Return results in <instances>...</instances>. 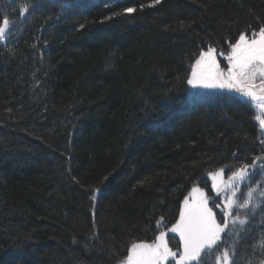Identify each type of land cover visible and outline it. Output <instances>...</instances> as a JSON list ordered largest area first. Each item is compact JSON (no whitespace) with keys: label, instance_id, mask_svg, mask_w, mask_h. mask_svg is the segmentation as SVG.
Listing matches in <instances>:
<instances>
[{"label":"trees","instance_id":"trees-1","mask_svg":"<svg viewBox=\"0 0 264 264\" xmlns=\"http://www.w3.org/2000/svg\"><path fill=\"white\" fill-rule=\"evenodd\" d=\"M150 5L0 0V264H122L193 187L227 224L206 264H264L259 110L187 84L201 52L258 34L264 0ZM245 166L236 204L255 191L228 215L211 174L228 184Z\"/></svg>","mask_w":264,"mask_h":264},{"label":"snow or ice","instance_id":"snow-or-ice-1","mask_svg":"<svg viewBox=\"0 0 264 264\" xmlns=\"http://www.w3.org/2000/svg\"><path fill=\"white\" fill-rule=\"evenodd\" d=\"M161 0H153L154 4H159ZM150 5V6H153ZM27 11V9H25ZM127 13L135 11L134 8H126ZM5 25L8 20L3 21ZM5 33V29L0 27V37ZM225 55L227 60L226 69L221 68L216 58V49L208 48L206 52H201L199 58L195 60L192 67L191 76L187 79V84L192 89L201 90H227L241 97V101L254 105L259 109V114L255 116L260 125L264 127V27L260 28L258 34L249 39L245 34H240L238 40L231 44L230 52ZM247 166L236 171L229 179V183L224 185V189L231 192V196L225 192L227 201L225 209L231 215L233 205L238 208H247L254 189L247 193V199L236 204L234 197L236 189L233 181H243L245 179ZM214 177L222 175L212 173ZM217 194H221V188L213 184ZM218 207V204H214ZM240 223H244L243 220ZM226 223H218L213 209L208 206L206 194L199 188L193 187L189 197L183 201V207L179 212V219L176 220L166 231H160L155 240L149 242L132 243L128 249L126 260L122 264H169L170 259L175 260V264H206V258H201V253L206 249L208 254H212L213 246L220 239V234L224 232ZM179 236L182 248L178 258L177 252L169 247L166 239L168 233ZM228 258V253L224 254Z\"/></svg>","mask_w":264,"mask_h":264},{"label":"rangeland","instance_id":"rangeland-1","mask_svg":"<svg viewBox=\"0 0 264 264\" xmlns=\"http://www.w3.org/2000/svg\"><path fill=\"white\" fill-rule=\"evenodd\" d=\"M257 35V34H256ZM255 35V36H256ZM255 36H252V38L253 37H255ZM249 39H251V38H249ZM206 52V51H205ZM216 58H217V61H218V63H220V66H221V68H223V69H226V67H227V60H226V58H225V55H221V54H219V53H216ZM190 96L191 97H193V96H197V95H201V96H203V97H206L208 94H219V93H226L227 95H229V96H231V95H233V96H237V97H240L239 95H237V94H235V93H229L227 90H201V89H192L191 88V86H190ZM259 110V109H258ZM260 127H261V129L262 130H264V127H262L261 125H260ZM223 172H222V175H220V176H216V177H214L213 175L211 176V180H212V182H213V184H217L220 188H221V196H222V198L223 199H225V195H224V193L225 192H227V191H225V189H224V185L226 184V182H225V179L223 178ZM217 191V190H216ZM227 195H229V196H231V193H229L228 192V194ZM190 196V195H189ZM208 206L209 207H211V205L209 204V201H208ZM217 220V219H216ZM218 222V221H217ZM167 229H162L161 231H166ZM223 233V232H222ZM222 233L220 234V237H221V235H222ZM170 235H172V233H168L167 234V237H166V239L168 240V237L170 236ZM168 243H169V241H168ZM169 247H170V245H169ZM182 251V250H181ZM178 256H179V253H177V258H178ZM169 264H175V260H171L170 259V261H169Z\"/></svg>","mask_w":264,"mask_h":264},{"label":"water","instance_id":"water-1","mask_svg":"<svg viewBox=\"0 0 264 264\" xmlns=\"http://www.w3.org/2000/svg\"><path fill=\"white\" fill-rule=\"evenodd\" d=\"M172 234H173L174 238H175L177 241H179V236L176 235V234H174V233H172ZM179 243H180V242H179Z\"/></svg>","mask_w":264,"mask_h":264}]
</instances>
